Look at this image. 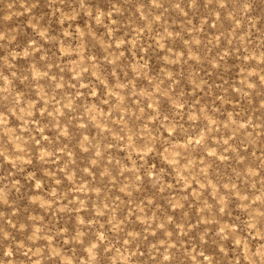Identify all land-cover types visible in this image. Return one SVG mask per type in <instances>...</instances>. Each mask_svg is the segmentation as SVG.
I'll use <instances>...</instances> for the list:
<instances>
[{
  "label": "rangeland",
  "instance_id": "374dc122",
  "mask_svg": "<svg viewBox=\"0 0 264 264\" xmlns=\"http://www.w3.org/2000/svg\"><path fill=\"white\" fill-rule=\"evenodd\" d=\"M258 250L264 0H0V264Z\"/></svg>",
  "mask_w": 264,
  "mask_h": 264
},
{
  "label": "clouds",
  "instance_id": "9594fccd",
  "mask_svg": "<svg viewBox=\"0 0 264 264\" xmlns=\"http://www.w3.org/2000/svg\"><path fill=\"white\" fill-rule=\"evenodd\" d=\"M239 243V241H237ZM253 257V264H264V250H258L251 254Z\"/></svg>",
  "mask_w": 264,
  "mask_h": 264
}]
</instances>
